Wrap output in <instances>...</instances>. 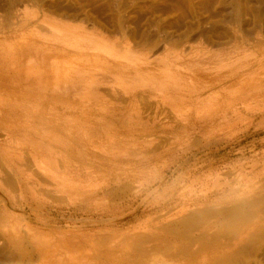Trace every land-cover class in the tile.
<instances>
[{"label":"rangeland","instance_id":"1","mask_svg":"<svg viewBox=\"0 0 264 264\" xmlns=\"http://www.w3.org/2000/svg\"><path fill=\"white\" fill-rule=\"evenodd\" d=\"M63 34L70 36L66 44ZM100 35L105 36L107 43L106 48L100 45L104 51H98V43L91 45L88 41V37ZM82 36L87 37L81 41ZM77 37L79 44L82 42L80 46L74 44L78 43ZM24 42L32 45H25L27 51L22 49ZM125 45H131V50L126 51ZM65 47L74 63L82 60L76 54H90L97 47L95 53L103 54V60H99L109 61H104L105 67L101 62L89 61L94 65L87 71L92 67L95 72L91 74L97 77L95 74L104 70L100 76H111L109 79L104 74L106 80L119 85L124 82L120 92L142 90V98L131 101L122 96L124 100L120 101L127 116L141 114L149 127L140 125L136 131L111 133L103 138L105 146L115 145L109 151L117 152L116 158L123 160L122 169L115 168L106 177H86L90 163L71 165L72 175L68 177L76 186V197L72 199L53 190L55 185L48 179L43 182L44 177L31 163L24 167L29 173L34 172V179L41 185L32 183L30 188L37 187L33 189L17 185L14 170L0 149V264H139L143 259V264H264V0H0V49L27 52L23 59L13 53L26 61L21 66L25 72L20 74L28 76L29 82L33 78L37 84L64 83V76L69 73L61 70ZM114 52L127 55L118 61L134 60L139 65L142 55L149 53L152 63L147 68L143 66L145 69L139 74L121 70L116 64L114 67ZM168 61L174 62L170 70L164 66ZM96 64L98 68L101 64V71H97ZM164 70L176 79L180 74L187 79L189 101L178 103L174 113L168 110L177 100H171L176 97L174 91L161 83L162 76L166 79ZM198 74H206L207 78H198ZM39 75L43 76L40 81L36 79ZM92 75L88 76L93 78ZM233 96L245 98L217 113L207 109L215 102L217 106L223 101L227 104ZM147 101L154 105L152 110ZM136 111L141 113L135 114ZM163 116L170 119L167 122L182 121L187 127L175 131L150 129V125L164 121ZM51 124L41 126V132L46 130L43 137L60 138V127ZM5 133L7 130L0 127V141L7 138ZM82 135L72 139L77 143L84 141ZM87 146L90 145L74 148L86 151L87 160L93 159V154H102L98 146ZM43 147L39 148L47 149ZM52 148L53 158L62 164L66 151L58 145ZM116 173L121 174V185ZM76 175L79 179L74 178ZM48 185L52 191H48ZM55 195L62 201L55 200ZM86 200L88 205L91 203L90 211L85 205L86 214L74 218L75 223L63 222L71 217L74 204ZM104 213V219L112 223L94 222L100 221ZM89 232H95L96 238L103 234L107 241L85 240ZM75 236L83 239L77 242L79 247L69 241ZM159 236L162 247L151 249L153 237ZM148 249L151 250L146 254ZM72 253L79 257L73 258ZM105 253L112 258L107 259ZM67 254L70 260L73 258L71 262Z\"/></svg>","mask_w":264,"mask_h":264},{"label":"bare ground","instance_id":"2","mask_svg":"<svg viewBox=\"0 0 264 264\" xmlns=\"http://www.w3.org/2000/svg\"><path fill=\"white\" fill-rule=\"evenodd\" d=\"M20 20V19H19ZM14 23V22H13ZM9 29V28H8ZM11 29V28H10ZM126 29V28H125ZM71 36H73V38L76 36V34H71ZM62 37V41L64 42V44H66V42L69 40L68 37H70L69 35H65L63 34ZM87 36H82L81 37V41H83L82 39H85ZM19 38V37H18ZM25 39V38H24ZM107 39V38H106ZM30 41V40H29ZM77 41L78 43H74L76 46H80L82 44V42H80L79 44V37H77ZM88 41L91 45L93 44H96L98 43L96 46L98 47L99 46V49L98 51H104V47L106 48L105 44L106 43V40H105V36H102L100 35L99 38H95V37H88ZM140 41V40H139ZM7 42V41H6ZM23 42V41H22ZM71 43V44H73ZM151 43V42H150ZM29 44V42H28ZM24 42V45L22 49L26 48V51L28 50L25 45L27 46H32V45H28ZM33 44V43H32ZM37 43H35L36 45ZM116 44V43H115ZM128 44V43H127ZM33 45V46H35ZM104 46L103 49L104 50H101L102 47L100 46ZM18 46V45H17ZM21 46V45H20ZM19 46V47H20ZM113 46V49H114V45ZM129 45H125L123 46L126 51H130L131 50V45L128 47ZM149 46V45H148ZM39 47V46H38ZM36 48V49H39V48ZM97 47L94 48L97 50ZM101 47V49H100ZM33 48V47H32ZM42 48V47H41ZM63 48V47H62ZM93 48V47H92ZM6 49V48H5ZM2 50L0 49V127L1 129L4 128L7 130V133H5L7 135V138H4L5 141H0V149L2 151L5 152L6 154V159H7V164L14 170V173L17 178V181L19 184L17 185H20L21 187H28L30 188L29 185H31L32 183L35 184V182H37L35 179H34V172H30L28 170L25 169V167H27L28 165L26 163H31L34 167H35V171L37 170L39 173H40V176L42 175L44 178H40V181L42 179V181L46 178L48 179L47 182L50 183V181L52 183V186L55 185V188L53 190H56V191H61V192H64L67 194V198H74L76 196L73 197V193L74 191H76V186L69 181V177L68 175H70L72 173V169H71V165L73 166L74 163H78V166H80L82 163L85 164V163H90L91 164V168L89 169V171H87V174H86V177L88 178H97V177H100V176H103V177H106L107 174L109 173H112L114 171V169L118 168V169H122V165H123V160H120V159H117V155H115V153L117 152H111L109 151V148L112 147V143H108L107 146H105L103 143H104V139L103 138H108V136L111 135V133H113L112 135H120L121 133H124L126 131H130V132H133V131H136L138 129V126L141 127L140 125H143V126H146V127H149L147 126L143 121L144 119L142 118L143 116H140L141 114H136V113H141L140 111H136L135 112V116H130V113L128 114V116L125 114V110L123 111V107L124 105L122 106L121 105V101L120 99H123L122 96H125L128 97V99H131L132 100H135L136 98L138 97H143L140 91L137 92V91H131L130 90H126L125 91H121L120 92V88H124L123 87V84L124 82H121L120 85L115 83L113 84V80H110L112 81V83L110 81H108L110 78L108 76L109 73H102V76L101 75V72H105L104 70H100L102 67H101V64L99 65L100 68L97 67V65L99 64H96V68H97V71L98 69L101 71L100 72V75L98 73L95 74V76L97 77H93V70L90 68V70L87 71V67L89 66H93L92 64L89 63V61H97L98 62H101L100 60H103V54L100 55L99 53H95L94 52H91V53H94V54H83V53H78L76 54L77 56H81V57H78L80 59H82L81 61L78 60L80 63H74L73 60L71 59L72 57H70V53L68 52V48L65 47L64 48V53H63V57L61 58V60L63 61L62 63V66H63V69L61 70H68V74L64 76L65 78V82L64 83H60V82H55L54 84H50L48 82L46 83H39L37 84L36 83V80H35V83H34V79L32 78L31 82H29L26 78H29L28 76H24L23 74H20V73H23L25 71H22V65L24 62L21 61V59H23V55H25V50L21 51L20 53H15L18 54V56H22L20 58H18V56H16V54L14 55V51L11 53L10 51H7V50ZM20 49V48H19ZM42 50V49H41ZM19 51V50H18ZM17 51V52H18ZM40 51V50H39ZM37 50V53L39 52ZM45 52V51H44ZM42 53L40 51L39 54H46L47 56H49V54H47L46 52L45 53ZM25 53V54H23ZM36 53V52H35ZM36 53V54H37ZM120 53V52H119ZM118 52H114L112 53L111 55H113L115 58L114 60V67L116 68L117 66L119 68H121V70H124V69H127L128 71H132V72H139L142 71V69H145L143 68V66H146V68L152 63V60L150 59L151 56L149 55V53H144L141 57L143 58V62L141 65H139L138 63H136L134 60H130V61H118L117 59L121 58V57H127V55H121L119 54ZM20 54V55H19ZM30 54V53H28ZM38 54V55H39ZM35 55V54H34ZM37 55V57H39ZM90 55V57H89ZM13 56H15L13 58ZM27 56V55H26ZM86 56H88V58H86ZM18 59H17V58ZM25 57V56H24ZM41 57V56H40ZM84 57V58H83ZM102 57V58H101ZM113 57V58H114ZM129 57V55H128ZM16 58V59H15ZM29 58V57H28ZM45 58V55L44 57ZM48 58V57H47ZM99 58H101L99 60ZM105 58H106V55H105ZM109 58V57H108ZM25 59V58H24ZM46 59V58H45ZM45 59L43 61H45ZM110 59V58H109ZM128 59V58H126ZM26 60H28L26 58ZM47 60V59H46ZM86 60V62H88L90 65H88V63L86 64V62H84ZM106 59H104L105 61ZM104 61H102L101 63L103 64ZM109 61L108 59L106 60V62ZM111 61V59H110ZM113 61V60H112ZM172 61V60H171ZM42 63V64H43ZM56 63V62H55ZM92 63V62H91ZM112 63V62H111ZM160 63V62H159ZM174 62H166L165 63V69H172V64ZM107 64H110V63H107ZM117 66H116V65ZM177 64V63H176ZM181 64V63H180ZM202 64V63H201ZM48 65V64H47ZM52 65V64H51ZM104 65V64H103ZM24 66V65H23ZM53 66V65H52ZM57 66V65H56ZM60 67V65H58ZM106 65H104L103 67H105ZM108 66V65H107ZM110 67L112 66L113 67V64L112 65H109ZM201 66V65H200ZM45 67V66H44ZM197 67V65H196ZM204 67H206L204 65ZM21 68V71L20 69ZM48 68V67H47ZM174 68V67H173ZM181 68V67H180ZM202 68V67H201ZM60 69V68H58ZM57 69V70H58ZM95 69V68H93ZM104 69V68H103ZM187 69V67L185 68ZM198 69V68H197ZM24 70V69H23ZM109 70V69H108ZM45 71V70H44ZM49 71V70H48ZM91 71V72H90ZM107 71V70H106ZM111 71V70H110ZM126 71V70H125ZM50 72H51V69H50ZM53 72V71H52ZM61 72V71H60ZM89 72L90 75H92L93 78H91L90 76H88L89 74L87 73ZM93 72V73H92ZM162 72H165V78L164 79V76L163 79V82L162 85H167L172 91H174V95L176 97H173L170 96L172 99V101L174 99H176L177 101L174 103L171 104V106L169 107L170 104L168 105H165V109L169 107V110L168 112H173V110L176 112L177 107L178 106V103L183 104V103H186L188 102V88H187V84H186V80L184 79L183 75H178L179 79L177 78H174L173 75H171L172 73L170 71H162ZM182 72V71H181ZM202 72V71H201ZM27 73V72H26ZM48 73V72H47ZM46 73V75H48ZM57 72H55L56 74ZM59 73V72H58ZM87 73V75H86ZM92 73V74H91ZM194 73V72H193ZM206 73V72H205ZM106 75L108 78V80H106V76H103V75ZM207 74V73H206ZM205 74V76H206ZM214 74V73H212ZM28 75V73H27ZM43 75V74H42ZM52 75V74H51ZM99 75V76H98ZM195 75V74H194ZM193 75V76H194ZM199 75V74H198ZM208 75H211L210 73ZM215 75V74H214ZM45 76V74L43 75ZM43 76H36V79H39L40 81V77L43 79ZM203 74H200L198 76V78L200 77L201 79L203 77H205ZM212 76V75H211ZM111 77V76H110ZM114 77V76H113ZM161 77V78H162ZM177 77V76H176ZM30 78V79H31ZM91 78V79H90ZM191 78V77H190ZM194 78V77H193ZM197 78V77H196ZM207 78V76H206ZM205 78V79H206ZM49 79V78H48ZM195 79V78H194ZM193 79V80H194ZM214 79V78H213ZM217 79V78H215ZM214 79V80H215ZM224 79V78H223ZM165 80V81H164ZM183 82H182V81ZM211 80V79H210ZM203 81V80H202ZM110 82V83H109ZM201 82V81H200ZM203 82H206V81H203ZM153 83V82H152ZM198 83V82H197ZM217 83V82H216ZM158 84H159V81H158ZM199 84V83H198ZM205 83H203V87L205 88L206 84L204 85ZM211 84V83H210ZM118 85V86H117ZM209 85V84H208ZM217 85V84H216ZM154 86V85H153ZM160 85H158L159 87ZM166 86V87H167ZM201 85H199L200 87ZM152 87V86H150ZM149 87V88H150ZM161 87V86H160ZM202 87V86H201ZM209 87V86H207ZM119 90H118V89ZM162 88V87H161ZM164 88V87H163ZM108 89V90H107ZM152 89V88H151ZM150 89V90H151ZM155 89V87H154ZM148 90V89H147ZM157 90V89H156ZM161 90V89H160ZM164 90V89H163ZM162 90V91H163ZM261 91V90H260ZM158 92V91H157ZM255 93V92H253ZM253 93L249 94V95H252ZM155 94V93H154ZM161 94V93H160ZM152 95V94H151ZM164 95V93H163ZM167 95V94H166ZM172 95V94H171ZM200 95V93H199ZM241 94H239L240 96ZM243 95V94H242ZM110 96V97H109ZM148 96V94H147ZM165 96V95H164ZM156 97V96H155ZM191 97V96H190ZM145 98V97H144ZM147 98V97H146ZM151 99V97H149ZM153 98V97H152ZM166 98L168 99V97L166 96ZM243 98H245V96H243L242 98L241 97H232L230 101H228L227 104H225V101H223V103L221 105H218L216 104V102L214 104L211 105V107L207 108L208 110H211L215 113H217L218 111H223V110H227L229 107H231L232 105H234L235 103H237L239 101V99L241 100H244ZM218 99L217 98V102H218ZM124 100V99H123ZM127 100V99H126ZM246 100V99H245ZM130 101V102H131ZM144 101V99H143ZM142 101V102H143ZM153 101V100H152ZM168 101V100H167ZM227 101V99H226ZM158 102V101H157ZM164 101H162L163 103ZM124 103V102H123ZM148 103V101H147ZM160 103V102H159ZM158 103V104H159ZM161 103V104H162ZM170 103V101H169ZM160 104V105H161ZM163 104H166L163 103ZM149 105V103L147 104ZM157 105V103H156ZM154 105L150 104L148 109L150 108H153ZM162 106V105H161ZM168 106V107H167ZM147 107V106H146ZM157 107V106H156ZM164 107V106H163ZM162 107V108H163ZM159 110V106L157 107ZM219 108V110H218ZM126 109V108H125ZM165 109H164V112H165ZM144 110V109H143ZM152 110V109H150ZM155 110V108H154ZM153 110V111H154ZM167 111V110H166ZM144 112V111H143ZM161 112V111H160ZM148 113V111L146 112ZM145 113V114H146ZM152 113V111L150 112ZM149 113V114H150ZM159 113V112H158ZM157 113V114H158ZM174 113V112H173ZM146 115V116H150V115ZM153 114V113H152ZM155 114V115H157ZM161 114V113H160ZM158 114V115H160ZM164 114V113H163ZM169 114V113H168ZM226 116V114H224ZM144 116V117H146ZM169 116V115H168ZM167 116V117H168ZM153 117V116H152ZM160 117V116H159ZM147 119L149 117H146ZM156 118V117H155ZM143 119V120H142ZM150 119V118H149ZM158 119V118H157ZM163 119H165V116H163ZM168 120V118H167ZM167 120L165 119L164 121L162 120L161 123L159 124H152L150 125V129H158V128H162L166 131H175L176 129H178V127L180 128H185L187 127V124L182 122V121H178L177 123L175 121V124L173 123H170V122H167ZM170 120V119H169ZM168 120V121H169ZM150 121V120H149ZM161 121V120H160ZM148 122V121H147ZM151 122V121H150ZM52 123L51 125H53L54 127H60V130L63 132V135L60 136V138H50L47 142V140L43 137V134L46 135V130H43L41 132V129H42V125L46 124H50ZM50 125V126H51ZM149 125V124H148ZM45 126V127H46ZM11 127V128H10ZM44 127V126H43ZM10 128V129H9ZM45 129V128H44ZM128 131V132H129ZM4 132V131H3ZM49 133V132H47ZM81 133H85L86 136H84V134L82 136H84L85 140L83 141H79L77 143V141L74 139H72L75 135H79ZM3 134V133H2ZM15 134H23L25 135L23 138H20L19 136L17 137ZM50 134V133H49ZM52 134V133H51ZM15 135V136H14ZM26 135H30L29 137H26ZM1 136V135H0ZM55 136V135H54ZM81 136V137H82ZM162 136V135H161ZM2 137V136H1ZM14 137H17V140H14L15 138ZM80 137V138H81ZM119 137V136H118ZM14 138V139H13ZM75 138V137H74ZM83 138V139H84ZM110 138V137H109ZM3 139V138H2ZM106 141V140H105ZM15 144H14V143ZM84 142V143H83ZM108 142V141H107ZM121 142V141H120ZM98 143V144H97ZM106 143V142H105ZM102 145V147L99 146ZM120 144V143H119ZM118 144V145H119ZM28 145L30 148H28ZM43 147V148H47L46 150L45 149H40L39 147ZM53 145H58L59 146V149L62 147L65 151H66V154L64 155L61 163L62 164H59V162H57L54 158H53ZM86 145H90L91 148L93 146V148H95L94 146H98L99 148L102 149V154H99V156H94V154L91 156V158L93 157V159H86V156L88 157V153L84 150L82 151H79L77 150L76 148L78 146H86ZM109 145H112L109 147ZM90 146H87V148H90ZM159 146V145H158ZM76 147V148H74ZM156 147V146H155ZM153 147V148H155ZM160 148V147H159ZM74 149H75V152H74ZM85 149V148H84ZM119 149V148H118ZM156 149V148H155ZM29 150V152H28ZM100 150V149H98ZM113 150V149H112ZM152 150V149H151ZM56 151V150H55ZM58 151V150H57ZM117 151V150H115ZM153 151V150H152ZM3 152V153H4ZM28 152V154H27ZM89 152V151H88ZM65 153V152H64ZM57 154V153H56ZM56 154H55V157H56ZM120 154V153H119ZM118 154V155H119ZM77 155V156H76ZM97 155V154H95ZM60 156V154L58 155ZM62 156V155H61ZM59 160V159H57ZM4 163V162H3ZM27 165L24 167V165ZM5 165V164H4ZM3 165V166H4ZM60 165H62L60 167ZM30 166V165H29ZM32 166V167H33ZM31 167V168H32ZM28 168V167H27ZM62 168V169H61ZM78 168V167H77ZM87 168V167H86ZM33 169V168H32ZM11 170V169H9ZM88 170V169H87ZM1 171V170H0ZM5 171V170H4ZM36 171V172H37ZM77 171V169H76ZM80 171V170H79ZM85 171V170H84ZM2 172V171H1ZM37 172V173H38ZM74 173V172H73ZM86 173V172H85ZM122 173V172H121ZM1 174V173H0ZM72 175V174H71ZM75 175V174H74ZM73 175V176H74ZM117 177H116V181L121 182V174H118L116 173L115 174ZM114 175V176H115ZM39 176V177H40ZM66 176V177H65ZM72 176V178H73ZM11 177V176H10ZM76 177H78L77 175L74 177L75 179H77ZM119 177V178H118ZM38 178V177H37ZM73 178V179H74ZM79 179V177H78ZM39 180V179H38ZM1 182V181H0ZM15 182V183H16ZM39 182V181H38ZM37 182V183H38ZM43 182L46 183V181L44 180ZM42 182V183H43ZM75 182V180H74ZM79 182V180H78ZM44 183V185H45ZM48 183V184H49ZM77 183V182H76ZM2 184V183H1ZM0 184V185H1ZM32 184V186L34 185ZM40 184V182L38 183ZM122 184V183H121ZM120 184V185H121ZM41 185V184H40ZM39 185V186H40ZM62 185L61 188H59L58 186ZM78 185V183L76 184ZM118 185V184H117ZM3 186V184H2ZM1 186V187H2ZM31 186V187H32ZM39 186H38V191L40 192L39 190ZM89 186V185H88ZM35 188H37L36 186H34ZM34 187L30 188V189H33ZM49 187V185L47 186ZM98 187V186H97ZM4 188V187H3ZM50 188V187H49ZM106 188V187H104ZM43 189V188H42ZM52 189L50 188L48 191H52ZM63 189V190H62ZM108 189V187H107ZM36 190V189H35ZM47 190H43V191H46L45 193H47ZM110 190V189H109ZM34 191V190H31V192ZM36 190V192H38ZM42 191V190H41ZM56 191H53L54 193ZM101 191V190H100ZM108 191V190H107ZM105 191V192H107ZM60 192V193H61ZM102 192V191H101ZM21 193V192H20ZM44 192L41 193L42 195L45 194ZM52 193V192H51ZM53 193V194H54ZM82 193V192H81ZM40 194V193H39ZM37 195L34 193V195L37 197L38 196H42L41 194L40 195ZM57 194V193H56ZM76 194V193H75ZM105 194V193H104ZM110 194V193H108ZM49 195V194H47ZM52 195V194H51ZM64 195V194H63ZM7 196V195H6ZM46 196V195H45ZM57 196L56 199L54 197L55 200H58V201H62L61 198L58 197V195H55ZM60 196V195H59ZM33 197V196H32ZM48 197V196H47ZM35 198V197H34ZM58 198V199H57ZM65 200L66 196L63 197ZM78 198V197H77ZM38 199V198H37ZM52 199V198H51ZM53 199V200H54ZM9 200V199H8ZM32 202V201H31ZM46 202V201H45ZM77 202V201H76ZM28 203V202H27ZM94 203V202H93ZM29 204V203H28ZM31 204V203H30ZM29 204V205H30ZM34 204V203H33ZM28 205V206H29ZM85 205H88V200H86L85 202H80L79 204H74V209L71 210V214H69L71 217L64 220L63 222L67 221L68 223H75L76 220L74 218H79V215H84L86 214V210L85 209ZM99 206V205H98ZM90 208H91V203L88 205V209L90 211ZM53 210V209H52ZM62 213V212H61ZM64 215V214H63ZM90 215V214H89ZM100 215V214H99ZM106 217V213L102 214L101 215V220L100 221H94L96 223H100V222H103V223H110V222H107V220H105L104 218ZM84 219V218H83ZM61 221V218L59 219ZM55 223V221H54ZM78 223V222H77ZM80 223V222H79ZM112 223V222H111ZM48 224V223H47ZM165 229V228H164ZM103 230V229H102ZM6 231V230H5ZM153 231V230H152ZM169 231V230H168ZM18 232V231H17ZM87 232V231H86ZM76 233V232H75ZM98 233V232H97ZM96 233V234H97ZM157 234L159 233L156 232ZM15 234V232H14ZM65 234V233H64ZM69 234V233H68ZM77 234V233H76ZM84 234V233H83ZM99 234H101L99 232ZM106 234V233H104ZM153 234V233H152ZM166 234V233H165ZM164 234V235H165ZM169 234V233H168ZM33 235V234H32ZM86 235V233L84 234ZM91 235V236H89ZM89 235L86 236V238L88 237V239H86L85 237H82L83 235L81 234V238H85V240H92V241H96L98 240V242L100 241L102 243V238L104 239L105 236L103 237L102 235L100 236H94L95 235V232H94V235L90 234L89 232ZM151 235V234H150ZM159 235V234H158ZM157 235V236H158ZM167 235V234H166ZM19 236V235H18ZM156 236V235H155ZM171 236V235H170ZM71 237V236H70ZM77 236H75V238H69V241H75L73 243H76V246L79 245L77 242H80L81 240L83 239H80V238H76ZM89 237H91L89 239ZM10 238V237H9ZM107 238V237H106ZM105 238V240H106ZM111 238V237H110ZM167 238V236L165 237ZM164 238V239H165ZM80 239V241H79ZM109 239V238H108ZM168 239V238H167ZM166 239V241H167ZM170 239V238H169ZM45 240V239H43ZM153 244L150 246L151 249H159L162 247L163 245V239H160V236L159 237H156L154 238L153 237ZM151 240V241H152ZM39 241V240H38ZM37 241V243H38ZM67 241V242H69ZM107 241V240H106ZM41 242V241H40ZM39 242V243H40ZM69 242V243H70ZM86 242V241H85ZM90 242V241H89ZM117 242V241H116ZM165 242V240H164ZM168 242V241H167ZM170 242V241H169ZM199 242V241H198ZM81 243V242H80ZM84 243V242H82ZM105 243V242H104ZM166 243V242H165ZM194 243V242H193ZM42 244V243H41ZM92 244V243H91ZM100 244V243H99ZM168 244V243H166ZM47 245V244H46ZM45 245V247H46ZM67 245V244H66ZM70 245V244H69ZM75 245V244H74ZM73 245V246H74ZM81 245V244H80ZM103 245V244H102ZM44 246V245H43ZM72 246V245H71ZM72 246V247H73ZM74 246L75 248L79 247V246ZM40 247V246H38ZM44 247V248H45ZM60 247V246H59ZM70 247V246H69ZM73 247V248H74ZM41 248V247H40ZM82 248V246H81ZM48 249V248H47ZM54 249V248H53ZM52 249V250H53ZM151 249H148L145 251V253L147 254V252ZM46 250V248L44 249ZM74 250V249H72ZM76 250V249H75ZM55 251V250H54ZM79 251V250H78ZM42 252V250H41ZM47 251H45L46 253ZM51 252V250L49 251ZM74 252V251H72ZM54 253V252H52ZM68 253H71V252H68ZM151 253V252H150ZM43 254V253H42ZM75 254V253H74ZM63 255V254H62ZM61 255V256H62ZM68 255L70 254H67V257ZM73 256V258H78L79 256H76L74 257L73 253L71 254ZM108 258H110V254L109 253H105V255ZM147 256V255H146ZM48 257V255H47ZM51 257V256H50ZM66 257V258H67ZM71 257V256H70ZM207 257V256H206ZM53 258L54 255H53ZM62 258V257H61ZM65 258V259H66ZM69 258V257H68ZM67 258V259H68ZM73 258L70 260V262L73 260ZM112 258V257H111ZM60 260H63L60 259ZM106 260V259H105ZM144 260V259H143ZM140 263H142V261ZM206 260V259H205ZM58 261V260H57ZM67 261V260H66ZM65 261V262H66ZM93 261V260H92ZM145 261V260H144ZM69 262V261H68ZM69 262V263H70ZM202 262V261H201ZM254 262V261H253ZM139 263V264H140ZM146 263V262H145ZM258 264V262H256ZM138 264V263H136ZM143 264V263H142Z\"/></svg>","mask_w":264,"mask_h":264}]
</instances>
